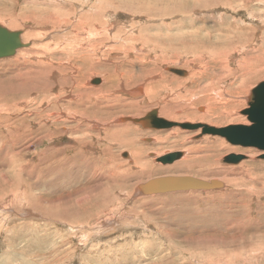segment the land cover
Returning <instances> with one entry per match:
<instances>
[{
    "label": "rangeland",
    "instance_id": "obj_1",
    "mask_svg": "<svg viewBox=\"0 0 264 264\" xmlns=\"http://www.w3.org/2000/svg\"><path fill=\"white\" fill-rule=\"evenodd\" d=\"M0 25L29 44L0 58V264H264V151L116 121L249 124L264 0H0ZM182 174L222 187L138 191Z\"/></svg>",
    "mask_w": 264,
    "mask_h": 264
},
{
    "label": "water",
    "instance_id": "obj_2",
    "mask_svg": "<svg viewBox=\"0 0 264 264\" xmlns=\"http://www.w3.org/2000/svg\"><path fill=\"white\" fill-rule=\"evenodd\" d=\"M20 30H9L0 25V58L13 56L20 48L29 44L21 39ZM175 72V70H172ZM177 72H179L177 70ZM98 83L99 80L94 81ZM247 117L249 124H230L227 126H212L206 123L170 121L158 116L157 110H151L143 117L131 119L145 128L161 129L180 127L187 130H200L197 137L205 134L225 138L232 145L253 147L264 151V81L251 89L248 107L241 111ZM181 151H173L159 156L156 161L162 164L179 159ZM246 156L231 153L224 157L226 163H238ZM260 158L264 159V154ZM222 187V182L216 179L204 180L191 175H166L148 180L144 184V192L149 194L170 193L191 190H213Z\"/></svg>",
    "mask_w": 264,
    "mask_h": 264
},
{
    "label": "bare ground",
    "instance_id": "obj_3",
    "mask_svg": "<svg viewBox=\"0 0 264 264\" xmlns=\"http://www.w3.org/2000/svg\"><path fill=\"white\" fill-rule=\"evenodd\" d=\"M90 27H91V26H90ZM6 28H7V27H6ZM100 29H101V28H100ZM100 29H99V30H100ZM9 30H10V29H9ZM87 32H88V31H87ZM73 34H74V33H73ZM95 35H96V34H95ZM68 36H69V35H68ZM75 36H77V35H75ZM75 36H74V37H75ZM99 37H100V36H99ZM77 41H79V40H77ZM63 43H64V42H63ZM73 44H74V43H73ZM99 44H100V43H99ZM88 45H91V44H88ZM100 45H101V44H100ZM83 46H84V45H83ZM85 46H86V45H85ZM90 47H91V46H90ZM76 48H78V46H77ZM80 48L82 49V47H80ZM95 48H96V47H95ZM20 49H21V48H20ZM72 49H74V48H72ZM72 51H73V50H72ZM76 54H77V53H76ZM79 55H80V54H79ZM52 56H53V55H52ZM48 59H49V58H48ZM69 62H70V61H69ZM73 63H74V62H73ZM20 64H21V63H20ZM23 64H24V63H23ZM103 66H104V65H103ZM95 68H96V67H95ZM175 72H176V73H179V72H177V70H175ZM68 78H69V77H68ZM96 79L100 80V78H95V79L92 80V82H94ZM90 81H91V80H90ZM263 81H264V80H263ZM94 83H95V82H94ZM84 85H85V84H84ZM76 87H77V86H76ZM254 87H255V86H254ZM254 87H253V88H254ZM139 88H140V86H139ZM70 90H71V89H70ZM101 90H102V89H101ZM101 90H100V91H101ZM60 92H61V91H60ZM250 92H251V90H250ZM109 93H110V92H109ZM106 96H108V95H106ZM54 97H55V96H54ZM67 98H69V97H67ZM103 98H105V97L103 96ZM68 101H69V100H68ZM248 102H249V96L247 97V104H248ZM102 104H103V103H102ZM101 108H102V107H101ZM73 110H74V109H73ZM75 110H76V109H75ZM62 112H63V111H62ZM146 114H147V113H146ZM146 114H145V115H146ZM51 115H52V114H51ZM142 117H143V116H142ZM131 119H132V118L129 117V116H128V117H119V118L116 119V121H119V122L124 123V122H126V121H131ZM95 120H96V119H95ZM170 121H172V120H170ZM102 123H103V122H102ZM244 123H245V122H244ZM247 123H248V122H247ZM247 123H246V124H247ZM95 124H97V123H95ZM210 125H211V124H210ZM198 135H199V134H198ZM198 135H197V136H198ZM197 136H195L194 138H197ZM127 144H128V143H127ZM125 146H126V145H125ZM181 152H182V151H181ZM166 154H167V153H166ZM182 155H183V152H182ZM182 155H181V156H182ZM228 155H229V154H228ZM157 158H158V157H157ZM157 158H156V159H157ZM187 158H188V157H187ZM186 161H187V159H186ZM223 161H224V158H223ZM140 166H141V165H140ZM182 175L186 176L187 174H186V175H185V174H182ZM182 175H181V176H182ZM191 176H194V175H191ZM194 177H197V176H194ZM197 178H199V177H197ZM200 179H203V178H200ZM205 179H206V178H205ZM205 179H204V180H205ZM142 186L144 187V184H143ZM138 189H139V190H138ZM138 189H137L138 191H140V192H144V191H143L144 188H141V186H140V188H138ZM211 191H212V190H211Z\"/></svg>",
    "mask_w": 264,
    "mask_h": 264
}]
</instances>
